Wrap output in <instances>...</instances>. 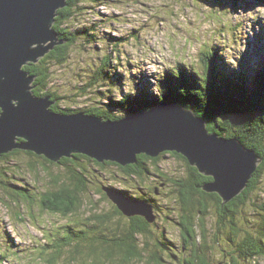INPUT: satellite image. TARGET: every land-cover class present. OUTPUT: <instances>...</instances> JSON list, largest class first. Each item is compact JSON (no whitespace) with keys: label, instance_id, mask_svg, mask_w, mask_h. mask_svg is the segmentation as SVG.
I'll list each match as a JSON object with an SVG mask.
<instances>
[{"label":"rangeland","instance_id":"374dc122","mask_svg":"<svg viewBox=\"0 0 264 264\" xmlns=\"http://www.w3.org/2000/svg\"><path fill=\"white\" fill-rule=\"evenodd\" d=\"M93 8L71 24L96 25L98 43L81 40L66 65L52 68L51 90L68 97L62 107L84 111L97 105L94 100L100 93L119 100L145 88L156 92L166 70L179 64L197 65L201 52L210 48L217 50L221 72L226 74L255 76L254 71L264 65V0H104ZM115 43L118 45L112 47ZM112 53L116 62L108 81L97 92L82 95L80 89L90 74L88 64H99ZM81 165L94 179L82 195L84 207L75 215L63 217L42 211L38 198L54 187L53 177L65 181L72 169L76 171L75 165L53 166L25 153L0 160V172H10V181L24 186L32 197L30 201L14 200L0 185L3 264H185L194 260L190 247L184 249L175 192L163 190L156 202V225L144 236L134 235L141 257L125 263L119 253L107 261L102 242L108 244L107 248L113 247L129 233L132 223L127 216L114 214L116 206L108 197L103 199L102 188L113 187L139 196L144 191L148 197L151 190L147 187L155 182L152 177L139 182L127 179L115 166L99 168L87 161ZM30 166H35V171ZM159 170L174 179L185 178L188 173L186 164L172 155L162 158ZM170 190L175 191L174 187ZM209 205L208 215L198 223L203 232L200 239L207 247L202 254H206L208 264H232V254L237 264H248L235 249L247 233L256 236L263 223L264 176L258 190L238 209L234 219L237 235L231 234L228 221L220 227L214 203ZM194 214L199 220L197 211ZM98 216L109 217L108 222L100 224L94 218ZM68 226L74 230L69 231ZM76 231L85 233L84 240L77 239L64 246L60 255L56 253L52 245ZM88 238L99 239L94 244L99 247L98 253H89L93 242ZM80 245L83 254L75 255ZM257 264H264V258Z\"/></svg>","mask_w":264,"mask_h":264},{"label":"trees","instance_id":"16d2710c","mask_svg":"<svg viewBox=\"0 0 264 264\" xmlns=\"http://www.w3.org/2000/svg\"><path fill=\"white\" fill-rule=\"evenodd\" d=\"M103 2L104 0H68L67 7L58 11L55 29L59 35L60 41H64L65 43L57 46L37 64H31L24 68L30 76L35 77L33 83L35 86V96L39 98L51 97V101L55 103L51 109L56 113L64 115L85 113L86 115L102 118L105 121H118L125 116H131L140 111H149L161 103H172L182 106L185 109L192 110L198 117L207 122V128L210 133H216L220 137L228 139H237L247 149L254 151L263 159V162L250 180L247 188L234 201L223 205L222 199L217 194L206 193L202 188L205 184L213 181V179L200 174L198 169L190 166L185 157L175 152L163 153L158 158L139 155L136 164L126 167L111 162L101 164L80 154L74 155L70 159H62L59 163H53L44 157L22 150H17L5 155L0 158V160L25 153L28 156L43 159L46 163L53 166L75 165L76 171L72 169L69 176L63 181L64 183L58 176L53 177L52 183L54 187L51 190L45 191L38 198L39 207L42 208V211H47L53 215L68 217L75 215L84 207L85 203L82 199V195L86 193L88 183H91L94 179V177H91L90 173L81 165L84 161L95 163L99 168L115 166L120 169L127 179L131 178L139 182L145 181L150 177L154 179L158 175L168 177L166 173H162L159 170V165L165 155H172L183 161L188 169L185 178L174 179L168 177L174 186L177 187L176 199L180 206L178 224L185 242L184 249L187 248L188 245L194 259L188 261L186 264H208L206 254H202L207 247L203 246L200 239L203 236V232L198 223L201 222L203 217L208 215L210 211L209 203H214L216 213L219 216L218 223L220 227L228 221L232 225L231 234L237 235L238 232L235 228L236 224H234V219L236 214H238V209L245 206L250 196L258 190L259 184L263 181L264 65L254 71L256 73L255 76L226 74L225 72H221L217 50L210 48L201 52L197 65L179 64L174 68L172 67L166 70L156 88V92H151L149 89L145 88L137 94H125L119 100L107 99L103 93H100V97H97L95 100L93 99L97 101V105L91 106L84 111L62 107V103H66L65 100H67L68 97L59 95V93L51 90L50 86L53 81L52 68L66 65L70 60L72 49L81 40L85 41L87 44L98 43V37L95 33L97 30L96 25H90V27H74L71 22L83 13H88L87 10L95 9L93 6L101 5ZM117 45L118 44L115 43L112 47ZM113 62L115 63L116 61L112 53L109 56H104L99 64H88L90 74L88 75L89 79L86 81V85L80 89L82 95L86 94L85 96H87V94L92 91L97 92L99 87L108 81L112 73L111 71L115 68ZM119 112L125 113V116L118 115ZM30 170L35 171V166H30ZM9 176H11L10 172H0V185L2 189L14 200H20L21 202L22 200H32L28 189L18 183L10 181ZM8 179L9 181H6ZM120 191L131 199L144 200V198L139 195L130 194L129 191ZM142 193H144V191H142ZM102 197L106 199L107 195L102 192ZM149 200L156 204L155 200L152 198ZM114 209V214L122 215L116 207ZM196 211L199 220H197L194 214ZM94 218L102 225L106 224L109 219L107 216H98ZM136 218L138 219L131 220L132 228L128 231L129 233L122 239H119V241H116L113 247L107 248L105 245L108 244L102 242L101 245L104 247V252L107 253V261L114 260L115 256L120 254L123 255L124 259L122 261L125 263L132 262L136 258L141 257L142 254H140L135 245L134 235L140 234L144 236L147 234L149 232L150 223L145 219ZM67 229L71 232L74 230L70 226H68ZM71 232L67 234V237L62 238L52 245L59 255L62 253L61 249L64 246H70L77 239L84 240V232L81 233L76 231L78 233H75V235ZM88 239L90 242H93L89 253H98L97 249L99 247L97 246V248L94 244L95 241H99V239ZM113 248L115 250H113ZM235 251L239 252V256L250 264H257L258 260L264 258V217L257 235L254 236L247 233ZM4 254H0V264H3L5 261ZM74 254H83L81 245L77 247ZM59 255H57V257H60ZM55 258L51 260L52 263ZM232 259V264L238 263L235 261L233 254Z\"/></svg>","mask_w":264,"mask_h":264},{"label":"water","instance_id":"95a60500","mask_svg":"<svg viewBox=\"0 0 264 264\" xmlns=\"http://www.w3.org/2000/svg\"><path fill=\"white\" fill-rule=\"evenodd\" d=\"M67 2L0 0V158L22 150L59 163L80 154L126 167L136 164L139 155L158 158L175 152L213 179L202 188L217 194L223 205L240 196L263 159L237 139L210 133L207 122L192 110L161 103L118 121H105L85 113H56L51 97L35 96V77L24 68L65 43L55 23ZM103 191L123 215L156 221L151 204L114 188Z\"/></svg>","mask_w":264,"mask_h":264},{"label":"flooded vegetation","instance_id":"af4514ba","mask_svg":"<svg viewBox=\"0 0 264 264\" xmlns=\"http://www.w3.org/2000/svg\"><path fill=\"white\" fill-rule=\"evenodd\" d=\"M169 177V176H168ZM168 177H163V176H160V175H158V176H156L153 180H154V186L153 187H147V189H150L151 190V192H149V195H148V197H146V195L145 194H143V193H141V197L142 198H144V200H139V201H143V202H147V203H149V204H151L152 206H153V208H154V211H155V214H156V216H159V213L157 212L156 213V211H158V209H157V204H155V203H153V202H151L149 199L150 198H152L153 200H155V202H157L158 201V199L162 196V194H163V190H169L171 193L172 192H175V195H176V197H177V187L176 186H174V184L170 181V179L168 178ZM171 187H174V190L175 191H171L170 190V188ZM145 200H147V201H145ZM176 201L178 202V200L176 199ZM114 213H115V209H114ZM139 218H142V219H145L144 217H139ZM131 220L132 219H138V218H136V217H133V218H130ZM146 220V219H145ZM156 223V222H155ZM155 223H153V224H150V227L151 226H153V225H156ZM188 262V261H187ZM186 262V263H187ZM185 263V264H186Z\"/></svg>","mask_w":264,"mask_h":264},{"label":"clouds","instance_id":"9594fccd","mask_svg":"<svg viewBox=\"0 0 264 264\" xmlns=\"http://www.w3.org/2000/svg\"><path fill=\"white\" fill-rule=\"evenodd\" d=\"M111 201V200H110ZM112 202V201H111ZM113 203V202H112ZM114 204V203H113ZM115 205V204H114ZM116 206V205H115ZM116 208H117V206H116ZM118 209V208H117ZM154 213H155V211H154ZM123 215V214H122ZM156 215V214H155ZM135 217H142V216H135ZM157 217V216H156ZM128 218H133V217H128ZM147 221V220H146ZM156 222V221H155ZM154 222V223H155ZM151 224V223H150Z\"/></svg>","mask_w":264,"mask_h":264}]
</instances>
